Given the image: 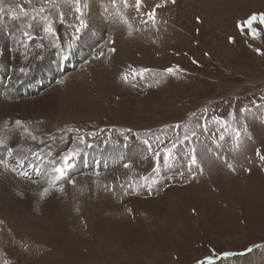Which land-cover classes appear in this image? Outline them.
<instances>
[{
	"label": "rangeland",
	"instance_id": "1",
	"mask_svg": "<svg viewBox=\"0 0 264 264\" xmlns=\"http://www.w3.org/2000/svg\"><path fill=\"white\" fill-rule=\"evenodd\" d=\"M55 1L57 0H0L2 10L0 23L10 26L8 30L7 27L0 25V52L10 53L12 49L21 48L22 44L10 46V43L14 42L12 39L14 36L9 32L17 34L15 39L20 41L19 32L22 28L25 29L23 25L28 22L26 16H32L36 25L41 27L42 20L39 14L42 15L40 10L44 11L42 5L48 7V11L57 10L58 6L53 3ZM65 1L58 10L64 13L67 11L66 15L72 19L71 6ZM82 1L83 4H90V0ZM153 4L155 2L147 1L145 5L152 8ZM112 5L113 3L111 8ZM166 6L157 11V21L151 28L137 24V16L128 14L133 21L124 27L126 36L118 37L116 47L112 48L113 51L119 43L121 54L116 57L117 60L112 61L117 53L115 49L116 53L112 56L110 64H107V58L103 57L90 61L87 64L89 71L84 70L83 67L86 65L81 68L76 66L61 77L60 82L62 79L67 81L68 76H75L74 73L79 71L78 76L87 79L91 70L107 68L105 70L110 81L108 80L106 85L104 83L99 87L94 84L90 88L83 84L78 89L85 98L94 95L93 99L89 98L91 102L89 107L96 111L93 116L87 118L84 111L83 114L80 112L75 114L70 110L66 114L68 117L66 121L58 120L55 126L51 124L49 118L40 119L38 124L30 119L26 124H22L20 117L14 119V123L9 118L5 119L6 122L2 119L7 123L5 125L1 121V124H4L0 128L2 131L15 125L17 128L20 127L18 133L26 134V137L30 138L25 145L44 152V149H40L44 144L43 139L44 141L45 138L50 139L52 145L55 144L61 161L54 163L51 158L47 159L46 164L50 168L46 176L58 177L54 167L61 164L65 156L72 154V161L76 158L81 162L84 155L82 157L79 153H85L88 163L95 161L101 171L95 172L92 164L87 168L84 164L78 163L76 172L69 173L68 177H72L70 181L74 180L76 175L82 177L83 174L89 173L91 176L98 175L99 182H94L96 185L92 189L95 193L89 189L90 187H84L78 190L79 193L75 191L76 194L73 196L75 201L70 203L71 206L63 207L68 201L57 205L59 210L61 209L59 213L62 212L57 216L61 219L47 214L49 199H46L47 202L43 200L40 210L28 208L24 217L17 215L16 207L11 209L17 210L15 212L0 209V264H196L208 257L214 259L227 252H241L249 248H252V252H246L248 254L243 256L210 261L215 262L213 264H264V159H262L264 126L261 123L264 118V23L258 24L257 20H254L250 24L252 33L245 28L252 17L256 19L260 15L264 17V0H170ZM117 22L111 18L107 19L95 43L86 31L82 39L74 44V46L78 44L76 48H82L80 54L85 61L96 51L110 53L109 40L116 31ZM62 25L59 23L57 27L61 28ZM12 29L15 31L18 29V33ZM52 49L58 50L56 47ZM76 51L73 56L78 58V50ZM11 54L9 64H0V70L7 67L8 71V67L13 66L26 68L33 65L37 58V55L29 57L25 52L22 53L21 49L19 54L14 56ZM82 56L79 58L81 61ZM44 57L48 58L49 62H38L36 67L31 68L29 75L38 71L50 74V77L55 74L51 64L54 60L53 53L49 50ZM24 58L30 59L24 61ZM129 69L151 70L152 75H160L163 78L156 81L144 79L139 75L148 84L151 82L156 84L149 90L136 88L122 79V73ZM169 69L173 71L169 72ZM49 76L42 78L46 79L43 87H39L42 86L39 79L30 80L29 85L35 87L33 93L27 89L23 95H16L14 98L9 95L7 100L5 98L6 102L19 101L22 96L33 101L45 96L53 87H57V94H62L78 82L70 81L68 85L59 82L61 85L57 83L55 86L52 78L50 85ZM56 76L58 77L57 74ZM162 80L164 84L159 82ZM11 84L6 88L9 93L14 89V84L12 82ZM81 97V95L78 97V101ZM249 109L253 111L248 112ZM56 116L54 113L52 118ZM203 118L205 119L202 120ZM215 118L218 121H224L225 118L237 126L244 139L235 141L238 140L241 144L235 143L230 134L225 140H217L219 126L211 121ZM200 121L206 123L210 121L212 132L205 131L206 133L198 137V141L216 140L218 145L217 148L210 142L208 146L200 145L198 167L186 171L193 173L196 181L189 184L182 181L185 172L182 170L186 169L187 160L178 154L181 164L180 161L177 162L178 167L172 169L176 175L174 178L171 177L170 169H162L163 174L159 178L157 171L160 168L156 170L153 165L144 168L145 175L152 182L159 180L161 183L141 187L139 192H130L129 195L138 200L144 197L148 202L139 204L126 202V206H120L121 202L116 196L118 189L116 179L123 170L118 158L122 157L125 144L132 143L134 137L154 135L168 127L169 134L174 138L198 135ZM49 125L55 130L54 133H45ZM175 126H179L176 132L173 131ZM79 130L88 133L92 131L95 133L92 137L96 138L90 141V145L88 143L85 145L80 140L83 137L90 139L91 135H85L82 131L79 133ZM225 130L230 132L231 127L228 126ZM39 138L41 141L37 140ZM171 143L172 138L167 145ZM4 148L6 155L10 156L12 145ZM134 148L135 145L132 144L124 155L127 156L125 162L133 165L128 170L133 169L136 164ZM192 148L197 149V146L193 144ZM257 149L259 156L256 153ZM202 167L206 168L208 175H201ZM200 175L203 180L199 178ZM39 176L35 175L31 181L35 188L40 182ZM68 177H62V184L56 183L60 185L57 190L61 191V186L71 184L66 180ZM103 177L110 181L108 189L102 187ZM185 178L188 179L187 176ZM131 180L130 183L133 182ZM111 185L115 186L114 190L110 188ZM166 185L177 186L173 189L175 191L180 190L179 187L186 190L191 198L187 203H191L190 206H185L174 196L164 195L165 189L162 188ZM150 187L152 193L146 191ZM119 188L121 190L122 185ZM127 190L130 191L129 186L124 192ZM88 191L92 194L88 195ZM16 193L21 202H30V193L23 196H20L18 191ZM60 193L66 192L62 190ZM75 195L78 197L81 195L80 200ZM84 196L85 199L82 198ZM61 197H65V194ZM159 197L161 198L158 199ZM81 199L86 202H82ZM39 200L41 202L40 198ZM103 200L105 203L108 201V205L104 206ZM96 205L101 210L96 208ZM155 205L160 209L166 208L167 213H160L162 217H158L153 209ZM92 209L101 214L107 225L110 223L116 226L112 225L114 229H108L106 237L105 234L102 235L105 231H100L97 224L99 219L93 215ZM118 210L122 211L124 216L123 210L130 214H127L123 221L120 219L122 216H118ZM57 223L61 229L52 231L50 228ZM47 229L50 230L47 232Z\"/></svg>",
	"mask_w": 264,
	"mask_h": 264
},
{
	"label": "bare ground",
	"instance_id": "2",
	"mask_svg": "<svg viewBox=\"0 0 264 264\" xmlns=\"http://www.w3.org/2000/svg\"><path fill=\"white\" fill-rule=\"evenodd\" d=\"M115 1H119V0H90V4L88 5L87 10L85 12L86 18L88 20L87 33L91 37V40L93 43H95L96 40L98 39L99 32L101 31L102 26L106 23L107 19L111 18V19L118 21L116 23V31L113 32V34L111 35L113 37V39H112V37H110V39L113 40V44L111 46V52L110 53L104 52L105 53L104 57L107 58V64H110L112 56L116 53V51H112V48L116 47V45H115L116 39L120 36H126V30L122 26L123 24L126 25V23H127L125 21V17L123 16L122 19L124 21H122L120 23L119 19L116 15H114L110 11H105V4L108 3V5H110L111 2L118 5L116 10L119 9L120 5L118 3H116ZM120 1H122V0H120ZM127 2L129 5L130 2L128 0H127ZM155 3H157V2H155ZM129 7H130V5H129ZM113 9H115V8H113ZM121 13L123 15V11H121ZM262 17L263 16L260 15L256 19L257 20L256 23L261 24V18ZM262 23H264V22H262ZM0 25H3V24L0 23ZM244 25H245V23H244ZM3 26L7 27L8 30L10 29V26H8V25H3ZM251 26L249 23H246V25H245V28L250 33L253 32L251 30ZM18 29H17V31H15L14 29H12V30H14L16 33H18ZM60 32H62V31H60ZM9 33H12L14 36V38H12L14 40V42L10 43V46L13 47L16 45H20L21 40L19 41V39H15L17 37V34H15L14 32H11V31ZM7 35H8V32H7ZM256 36H258V34H256ZM86 44L88 45V43H86ZM76 45H78V44H76ZM107 46H108V44H107ZM20 49L21 48H19V47L17 49H12L10 51V53L8 51H4V52L1 51L0 52V55L2 56L1 64L2 63L9 64V62H10L9 60L12 57L11 53H13V56L17 55L20 53ZM115 49L117 50V53H116V56L112 59V61L114 59H116V57H118L121 54V52L119 50V43H117V48H115ZM76 50H78V59H79L81 57L80 53L82 52L81 51L82 48L78 47V48H76ZM76 50L74 49V51L72 52V56L77 53ZM122 52H124V51H122ZM73 57H76V56H73ZM25 60H28V59L24 58V61ZM69 60H71V58L70 59L68 58L67 60L64 61L66 66L70 65ZM24 61H21V62H24ZM46 61H48V58L42 60V62H46ZM100 64H102V63H100ZM100 64H99V66H100ZM43 67H45L44 64H43ZM83 68H84V70L89 71V65H86V67H83ZM105 69H107V68L99 67V68H95L94 71L91 70L92 73L91 72L89 73V77L87 79H85L86 77H84V76L79 77L78 76L79 71L77 73H74L75 76H70L73 78H70L68 76L69 78L67 77V79H68L67 81L65 79H62V82L65 85H68L70 81H77L78 80L77 85H73V86L67 88L66 91L62 94H57L56 93L57 87L52 86L53 88L49 89V91L46 92V95L42 96L39 99L36 98L35 100L30 101V100H26V98H23L24 96H22V98L19 101L16 100L13 103H7L6 100L9 97V95H12L14 98V97H16V95H21L22 93H24V91L26 93V90L28 89V85H29L30 80L35 79V81H38V79H39L40 82H44L46 79H42V78L45 76H49L50 74H48L46 72L48 74V75H46L43 72L38 71V72L34 73L35 75L34 74L29 75V76L21 75L20 80L25 79L24 83H26V81L28 80L26 85L23 84L18 89L15 88L17 84L14 85L13 86L14 87L13 92H11V93H9L6 90V88L3 87V91L0 93V128H1V125L4 126V124L5 125L7 124V123H4L5 119L9 118L13 122L14 119H17L19 117H20L19 119H21V122L23 121L22 124H26L29 121V119L34 120V122H36L38 124V121L40 119L49 118L51 120V124L52 125L54 124V126H55V123L59 122L58 120L66 121V118H68V117H66V114L70 110L72 111V113L74 111L75 114H78L79 112L83 114L84 112H86L84 116L85 117L87 116V118L93 116L96 111H94V108L91 106H90L91 107V109H90L89 105L91 102L89 100L93 99L94 95L91 94V95H89V97L87 96V98H85L83 96V94H81L80 90H78V89L80 86H83V84H86V86H88L90 88H92L94 86V84H97L99 87H101L102 84H104V83H105L104 85H106L107 81L109 80V76L107 75L108 73H107V70H105ZM39 73H40L41 77H39L40 76ZM145 74H148V75L146 76ZM79 75H80V72H79ZM139 75H141L144 79H148V80H156V79L160 80L163 78V76H160V75L154 76L150 72H145L144 74H139ZM49 78H50V76H49ZM167 81H169V80H167ZM62 82H60V83H62ZM159 82L161 84L162 83L164 84L163 80L159 81ZM60 83H59V85H61ZM150 84H156V82H151ZM54 85L56 86V84H54ZM10 86H12V84ZM93 93H94V91H93ZM80 95L82 97L78 101V97H80ZM3 96H4V98H3ZM5 98H6V100H5ZM251 111H253V109H249L248 112H251ZM54 113H55V115H57L56 118H52ZM2 119H4V121ZM1 121L4 124H1L2 123ZM13 123H12V125H13ZM35 124H33V125H35ZM8 126H9V123H8ZM9 127H11V126H9ZM19 128H17V126L13 125V127L8 128V129L6 127V130H3V131L0 129V180H1V182H0V191H1L0 209L2 211H4V210L9 211L10 210V212L11 211L15 212L18 210L17 215L20 214L21 217L22 216L24 217V214L26 212H28V208L39 209V208H41V203H44L43 200L46 201V199H49L48 202L46 201L48 203L47 206H49V208H47L48 209L47 214H50V215H53L56 217L58 214L60 215V213H62V212L59 213V211L61 209L59 210V207L57 205L62 204L63 202H67V201L69 202V204H67L68 202L64 203L63 207L70 205L71 202L75 201V200H73L74 199L73 196H74L75 191L79 193L78 190L81 188H84V187H90L89 189L91 190L96 185V184H94V182H97V183L99 182L98 175H94V174H92L93 176H91L89 173H86V174H83L82 177H79L78 175H76L75 179L72 181H70L72 179V177L69 176L66 180H69L71 182V184L65 185L64 187L61 186L62 187L61 191L63 190V192H66V193H60L61 192V191H59L60 189L57 190L58 186L60 187V185H58L56 183L59 182L62 184L63 179L58 178V177L52 178L51 176H46V174H49V168H50V166L49 165L47 166V164H46L47 159L51 158V160L54 163L55 162L59 163L61 161V157H60V154L58 153L59 151H58L57 147H55V144L52 145V142H50V139H46V138H45V141L43 139L44 142L42 141V143H44V144L42 145V147H40V149L41 148L44 149V152L38 151L36 148H34L32 146L25 145V143L27 141H30V138H27L26 134L22 135V134L18 133V132H20L18 130ZM247 128L249 129L248 125H247ZM21 129H23V128H21ZM53 131H55V130L52 128V126H50V127L46 128L45 133L46 132L52 133ZM26 132H27V130H26ZM248 132H249V130H248ZM39 133H41V132H39ZM133 139L135 140L136 138L134 137ZM243 139L244 138L242 137V140ZM37 140H40V138ZM134 140H133V143L135 145L134 155L136 156L135 167L133 169H130V170H128V169L124 170V168H123V170L119 173V175H117V179H116L117 180L116 185L118 187V189L116 191V196L119 199V201L121 202V203H119V205L120 206L122 205L123 207H124V205L126 206L127 203L139 204L142 202H148L147 199H145L144 197L140 198L141 200H138V198L130 196L129 193L130 192H139L143 185L144 186H153L155 184H158L157 183L158 181L152 182L145 175V171H144V168L150 167L149 165L152 166V162H153L152 160H154V159L151 158L152 159L151 160L150 158H148L147 153L144 152L145 149H143L141 146H139L136 143V141H134ZM9 144H11L13 147V150H12V153L10 156L6 155L7 153H6V151H4L5 150L4 147H7ZM50 146H52V148H49ZM10 147H9V149H10ZM55 152H57V153H55ZM56 155H58V156L56 157ZM55 157H56V161L54 160ZM175 162H176L175 160L172 162H169L168 165H170L171 163L174 165ZM77 167H78V165L75 168H73L69 173H71L72 171L76 172ZM174 169H175V167H174ZM166 170H168V169H166ZM183 171H185V170H182V172ZM142 172L144 173V175H142ZM171 172L173 175L174 170L171 169ZM38 174L41 176V178H40V182L38 181L39 183H37V188H35L32 186L33 182H31V181H33L32 179L35 177V175H38ZM164 175H166V174H164ZM172 175H171V177H173V178L176 176L175 174H174V176H172ZM93 177H96V179H94ZM145 178H147V179L145 180ZM131 179H134V180H131ZM157 179H159V178H157ZM130 180L133 182L130 183ZM202 180H203V178H202ZM64 182H66V181H64ZM109 183H110V181L106 180L105 177H103V185H102L103 189H108L107 187H108ZM121 185H122V189L120 190L119 186H121ZM127 186H129L130 191L127 190L126 192H124V189L127 188ZM33 188H34V190H33ZM176 188H177V186L176 187L175 186H169L168 188H165L164 195L174 196V197L178 198V200L181 201L185 206H187V207L190 206L191 203L190 204H187V203L190 201L191 198L187 195L186 190H183L181 187H179L180 190H176V191L173 190ZM64 189L66 191H64ZM92 190H93V193H95V190L94 189H92ZM166 190H173V191L168 192ZM17 191H18V193L21 194L20 196H23L24 194L26 195V194L30 193L31 194L30 195V202L29 203L21 202V199L17 198V196H18V194L16 193ZM64 194H65V197H61ZM87 194L91 195L92 193L90 191H88ZM160 194H162V193H160ZM38 196H41L42 198L38 197ZM77 197L78 196H76V198ZM79 197L77 199H79ZM39 198L41 199V202H40ZM82 198L85 199V196ZM160 198L161 197H159L158 199H160ZM79 200H78V202H80ZM83 200H82V202H86ZM107 202L105 203V201L103 200V205L104 206H106V204L108 205ZM113 202H115V201H113ZM81 204H79V205H81ZM89 204H87V206ZM75 205H76V203H75ZM91 205H93V204L91 203ZM44 206H45V204L43 205V207ZM72 206H73V204H72ZM82 206H84V205H82ZM14 207H16L17 210H11ZM76 207H78V206H76ZM96 208H98L97 205H96ZM117 208H118V205H117ZM93 209H94V207H93ZM93 209H92V211H93ZM98 209L101 210L100 208H98ZM153 209L156 211V214L158 215V217H162L160 215V213H163V212L167 213L166 208L160 209L157 205H155L153 207ZM45 210H46V207H45ZM102 210H104V209L102 208ZM115 210L117 211V209H115ZM123 211L125 213V216L127 214H130V212H126L127 209H126V211L125 210H123ZM93 212H94L93 215L95 217H97V219H99V220H97V224H98V227L100 228V231H105L102 233V235L105 234V237H106V235L108 234V229L109 230L114 229V227H116V226H114L112 224L114 227H111L112 225H110V223H108V225H107L106 224L107 222H105V220L102 218L101 214L97 213L96 210ZM98 212H100V211H98ZM117 213H118V216H120V215L122 216V218H120V219H122L124 221L123 218L125 216L122 215L123 214L122 211H119ZM4 214H5V212H4ZM9 215H10V213H9ZM93 215H92V217H93ZM26 216H27V214H26ZM58 216H57V218H60ZM118 216H116V218H118ZM52 220H53V217H52ZM108 222H109V220H108ZM115 223H117V222H115ZM120 228L121 227H119V228L117 227V229H120ZM50 229H52V231L59 230V229H61L60 224L59 223L54 224V225H52V228H50ZM50 229H47L46 231L48 232ZM41 231H43V230H41ZM210 260H213V259H210Z\"/></svg>",
	"mask_w": 264,
	"mask_h": 264
},
{
	"label": "built area",
	"instance_id": "3",
	"mask_svg": "<svg viewBox=\"0 0 264 264\" xmlns=\"http://www.w3.org/2000/svg\"><path fill=\"white\" fill-rule=\"evenodd\" d=\"M43 1V0H42ZM64 1L65 0H57V1H55V2H53L56 6H58V8L60 7V5L61 4H63L64 3ZM124 1L125 0H122V1H115L116 3H118L119 5H120V8L119 9H117L116 10V8H117V4H115V3H113V5H112V7L113 8H115V9H113V8H111L110 6H111V4L112 3H110V5H108V3L107 4H105V11H110V12H112L114 15H116L117 17H118V19H119V22L121 23L122 21H124L122 18H123V16L126 18L125 20L127 21V23H126V25L127 24H129V23H131V21H133V18H131L130 16L131 15H136L137 16V18H136V22H137V24H142V26H146V25H148L149 23L147 22V19L145 18V17H142V14H141V9H140V7H136L135 6V0H128L129 2H130V7H129V5H128V2H127V0L125 1V4H123L124 3ZM132 1H134L133 2V4H132ZM66 2V4L67 5H69L70 6V3L69 2H67V0L65 1ZM80 2H83L82 0H76L75 1V3H74V5L77 7L78 6V3H80ZM65 4V5H66ZM43 6V9H44V11L45 10H47L48 11V7H45L44 5H42ZM41 6V7H42ZM37 11L39 10V9H36ZM41 12H42V15H43V13H44V11H42V10H40ZM71 11H72V19H73V16H74V7L71 9ZM121 11H123V15H122V13H121ZM51 14H53V15H55V13H56V11L55 10H50L49 11ZM128 14H130V16H128ZM40 16H41V14H39ZM69 15H71V13H69ZM132 19H130V18ZM37 24V23H36ZM35 24V25H36ZM125 24H123L122 26H123V28L126 26ZM200 136V135H199ZM197 141H198V138L196 139ZM180 161V164H181V160H180V157H178V160L175 162V164H176V167H178V163L177 162H179ZM180 164H179V167L181 168V166H180ZM184 174V173H183Z\"/></svg>",
	"mask_w": 264,
	"mask_h": 264
},
{
	"label": "snow or ice",
	"instance_id": "4",
	"mask_svg": "<svg viewBox=\"0 0 264 264\" xmlns=\"http://www.w3.org/2000/svg\"><path fill=\"white\" fill-rule=\"evenodd\" d=\"M159 7V5L157 6ZM149 15V18L152 22L155 21V11L151 12L148 14ZM254 20H256V17H252L248 23L251 24ZM261 22H264V17L261 18ZM113 51H115V49H113ZM169 72L173 71L172 69H169L168 70ZM126 79V77H125ZM17 123H19V121H17ZM262 159H264V157H262ZM192 163L195 164V158L193 157V160H192ZM56 172L60 173L61 175H63V172H64V169L62 167H58L55 169Z\"/></svg>",
	"mask_w": 264,
	"mask_h": 264
},
{
	"label": "water",
	"instance_id": "5",
	"mask_svg": "<svg viewBox=\"0 0 264 264\" xmlns=\"http://www.w3.org/2000/svg\"><path fill=\"white\" fill-rule=\"evenodd\" d=\"M252 250V248H249L248 250H246V251H241V252H227V253H224V254H222L220 257H218V258H214L213 260L214 261H217V260H220V259H225V258H227V257H233V256H243V255H245V254H248L250 251ZM246 252H248V253H246ZM212 259V258H211ZM206 259H203L202 261H205ZM206 261H209V262H211L210 260H209V258H208V260H206Z\"/></svg>",
	"mask_w": 264,
	"mask_h": 264
}]
</instances>
